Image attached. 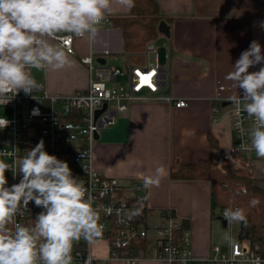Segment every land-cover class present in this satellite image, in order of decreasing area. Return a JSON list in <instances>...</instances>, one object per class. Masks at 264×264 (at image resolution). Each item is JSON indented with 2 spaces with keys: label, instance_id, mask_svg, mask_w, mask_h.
<instances>
[{
  "label": "crops",
  "instance_id": "obj_1",
  "mask_svg": "<svg viewBox=\"0 0 264 264\" xmlns=\"http://www.w3.org/2000/svg\"><path fill=\"white\" fill-rule=\"evenodd\" d=\"M162 20L170 27L169 36L158 32L155 43L169 57L164 61L167 81L159 93L145 91L144 100H135L117 115L115 123L99 131L94 148V164L103 173L122 180L155 176L163 166L158 186L144 188L143 194L156 219L160 211L177 215L191 230V247L198 257L212 253L214 245L225 249L229 235L211 207V183L206 179H173L180 166L213 159L224 147L234 144L233 121L229 111L213 112L217 86H226L224 96L240 95L234 82L226 79L233 64L252 40L264 48V0H157ZM131 10L113 0L111 14L126 16ZM53 43H57L52 41ZM76 54H68L71 64L60 70L41 71L36 81L51 95H70L86 90L87 67L80 57L92 50L117 54L112 61H124L122 31L111 24L98 26L94 38L75 43ZM107 57V58H108ZM256 68L250 71L258 70ZM187 99L186 107L176 100ZM228 106V105H227ZM214 163V162H213ZM145 187V186H144ZM226 229V230H225ZM139 264H160L141 261Z\"/></svg>",
  "mask_w": 264,
  "mask_h": 264
},
{
  "label": "built area",
  "instance_id": "obj_2",
  "mask_svg": "<svg viewBox=\"0 0 264 264\" xmlns=\"http://www.w3.org/2000/svg\"><path fill=\"white\" fill-rule=\"evenodd\" d=\"M109 22L110 16H107L100 25ZM84 37H73L67 44L63 40L55 42L63 44L68 54L75 55V43ZM126 54L125 69L108 62V56L118 58L109 50L100 53L92 50L81 56L80 61L89 73L84 91L51 95L39 83L40 88L32 95L23 91L10 93L12 99L7 104L0 103L12 110L10 117L0 116L10 121L6 128L0 129V152L8 154L0 159L18 165L20 158L43 139L45 151L67 161L74 175L84 181L94 197V207L99 209L100 223L104 227L102 236L92 241L82 238L74 242L73 264H139L144 260L160 264H253L257 258L264 264V224L261 241H254L244 235L241 222L234 235L236 222L229 223L224 217L225 210H236L237 205H228L218 211L219 217L226 221L231 243L228 242L225 249L214 245L211 254L198 257L191 247V230L181 218L165 210L160 211L156 219L152 217L143 194L145 187L138 178L122 180L95 166L96 134L102 128L114 124L117 115L126 111L131 102L147 99L144 91L157 94L156 99H164L159 90L167 81L163 63L169 57L168 52L155 41H149L141 53L142 61H133L129 53ZM99 58L105 59V63L99 62ZM119 77L124 79L118 81ZM226 89L224 84H218L213 112L218 113L224 102L232 106L229 113L235 141L218 152L213 159L214 165L226 173L225 165L229 163L250 177L264 181V158L240 147L250 144L249 135L242 134L241 128L245 133L249 132L253 121L246 113L237 111L232 98L224 96ZM175 105L186 107L188 101L179 98ZM99 109L103 110L96 115ZM6 176L11 183L18 182L19 177L13 180L10 171ZM240 191L245 193L247 189L242 186ZM41 211L42 208L30 203L24 214L13 217L12 224L6 227L11 231L16 223L31 226ZM96 241L106 244L105 257L94 255L93 243ZM38 264L43 262L38 261Z\"/></svg>",
  "mask_w": 264,
  "mask_h": 264
},
{
  "label": "clouds",
  "instance_id": "obj_3",
  "mask_svg": "<svg viewBox=\"0 0 264 264\" xmlns=\"http://www.w3.org/2000/svg\"><path fill=\"white\" fill-rule=\"evenodd\" d=\"M131 10L135 0H114ZM113 0H0V103L7 104L10 93L23 91L26 95L40 88L32 76L39 71L60 70L71 60L60 43L73 37H95L98 26L111 14ZM264 29V21L259 22ZM258 70L250 71L252 68ZM226 79L240 90L233 102L238 112L252 120L249 145H240L264 158V48L252 40L233 64ZM18 90V91H17ZM0 118V129L9 125ZM237 127H240L238 124ZM8 155L3 151L0 156ZM12 173L9 183L6 172ZM155 176L144 178V186H158L164 167L156 168ZM42 208L31 226L15 224L13 217L24 214L29 204ZM85 183L74 175L67 161L45 151L41 139L29 149L18 165L0 159V264H73L74 242L82 238L92 241L102 236L99 209ZM258 203L253 199L251 206ZM224 217L229 223H247L243 209H227ZM231 243V236L225 234ZM253 264H260L257 258Z\"/></svg>",
  "mask_w": 264,
  "mask_h": 264
},
{
  "label": "trees",
  "instance_id": "obj_4",
  "mask_svg": "<svg viewBox=\"0 0 264 264\" xmlns=\"http://www.w3.org/2000/svg\"><path fill=\"white\" fill-rule=\"evenodd\" d=\"M162 21L157 0H135V7L129 15L110 16L109 24L120 28L124 40V51L131 60L142 61L141 53L148 40L158 36V26ZM226 173L218 170L214 163L207 160L180 166L171 172L173 179H206L211 183V207L219 211L228 205H239L243 209L247 223L241 222L246 237L262 239L264 224V189L253 185L248 173L236 169L232 164L225 165ZM247 186L241 193L240 188ZM257 200L253 207L250 201Z\"/></svg>",
  "mask_w": 264,
  "mask_h": 264
},
{
  "label": "rangeland",
  "instance_id": "obj_5",
  "mask_svg": "<svg viewBox=\"0 0 264 264\" xmlns=\"http://www.w3.org/2000/svg\"><path fill=\"white\" fill-rule=\"evenodd\" d=\"M156 39H157V37L153 38V39H150L147 42L155 41ZM107 60L112 66L119 67L121 69H125L124 61L120 60V62L116 63V62L112 61V59L109 58V57L107 58ZM31 72H32V76L34 77V79H38L40 74H41V71L36 70V69H32ZM122 79H124V78L119 77L118 81H121ZM231 107L232 106L229 105V106H226L225 108H222V113H227L228 111H230ZM11 113H12V110L10 108L0 104V116L10 117ZM251 180H252L253 185H256V186L261 187V188L264 189V181L259 180V179H255V178H252V177H251ZM9 183L11 184L10 180H9ZM244 186L247 188L246 185H244ZM241 193H243V192H241ZM238 230H239V223L236 222L235 223L234 235H236L238 233ZM106 247H107L106 244L104 242H102V241L94 242L93 243L94 255L99 256V257H105L107 255L106 254L107 253V248Z\"/></svg>",
  "mask_w": 264,
  "mask_h": 264
},
{
  "label": "water",
  "instance_id": "obj_6",
  "mask_svg": "<svg viewBox=\"0 0 264 264\" xmlns=\"http://www.w3.org/2000/svg\"><path fill=\"white\" fill-rule=\"evenodd\" d=\"M158 32H159V33H162V34H164V35L169 36V34H170V27H169V25L167 24L166 21L162 20V21L159 23V26H158ZM98 61L101 62V63H105V59H103V58H99ZM227 104H228V102H224V103H223V106H226ZM105 107H106V105L103 106V109H104ZM103 109H99V110H97L96 115H98ZM98 138H99V133L96 134V139H98ZM219 219H221V217H219ZM221 221H222V225H223V227H226V221H225L224 219H221Z\"/></svg>",
  "mask_w": 264,
  "mask_h": 264
}]
</instances>
